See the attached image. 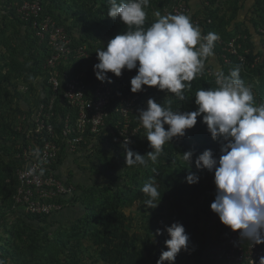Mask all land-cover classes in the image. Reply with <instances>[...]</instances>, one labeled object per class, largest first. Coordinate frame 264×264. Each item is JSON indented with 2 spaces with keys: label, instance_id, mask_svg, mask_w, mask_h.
Instances as JSON below:
<instances>
[{
  "label": "trees",
  "instance_id": "1",
  "mask_svg": "<svg viewBox=\"0 0 264 264\" xmlns=\"http://www.w3.org/2000/svg\"><path fill=\"white\" fill-rule=\"evenodd\" d=\"M18 1L0 0V15L13 17L20 24L19 30L25 29L27 33L20 43L17 42L16 38H7L6 46L10 48V55L3 54L0 56L4 57V61L0 60V220L4 221L10 215H14L11 228L6 230L5 239L16 245L13 252L0 245V254L7 258L10 256V259L13 257L15 264H77L78 251H81L83 241L91 238L97 248L99 264H147L149 257L153 259L154 264H157L162 251L167 250L165 240L170 239L167 232L164 231L165 225L157 223L151 216L147 225L149 233L146 235V241L152 242V246L144 249L136 244L135 237H131L124 228L122 209L133 205L135 202H145L149 198L142 192V188L150 180H153L158 186L161 196L160 202L179 199L188 194L194 196L208 195V200L215 199L214 170L212 172L207 169L198 170L194 161L198 155L208 149L218 159L221 154L220 143L212 139L206 124L202 122L201 116L197 117V124L192 129L186 130L185 136L175 137L163 146L164 152L155 163L149 161L147 166H127L124 148L118 146L108 128L102 129L99 135L94 138L102 143L104 138L108 137L111 142L117 145L114 146L112 154L117 155V163L115 162L113 169L118 172L119 181L111 179L107 184H93L88 187L84 193L83 214L76 218L74 216L70 229L58 228L57 236L54 239L50 238L48 236V233L51 232L49 227L56 222L54 215L61 214L69 206H64L60 211L46 215L30 214L20 208L13 207L12 185L17 165L15 154L19 151L16 145L19 143L20 148H22L26 146L27 141L21 133L14 130L16 118L10 115L12 108L10 111L7 108L11 102L9 96H13L14 93L12 94L11 90H3V88L6 86L8 89L7 86H12L16 90L18 88L16 80L19 78L22 80L21 83H30L28 85L31 90L28 93L29 98L36 97L37 100L34 107L39 102H46L45 99L52 92L46 85V76L43 71L44 61L49 54L47 42L45 40L41 42L36 34L42 16H50L61 23L71 37L74 46L86 44L90 58L83 59L75 65L87 70L84 81L90 89L97 81H100L93 71L94 58L97 59L96 51L106 47L110 39L128 29L119 18L113 19L107 15L110 7L108 0H39L42 7L39 15H30L27 19L16 12L15 3ZM192 1L188 0L191 8ZM206 1L210 6L205 5L206 13L204 16L210 17L211 23H207L205 18L196 15L199 19L200 28L204 32L221 35L225 41L240 35L238 42H240L241 47L237 53L243 57V60L237 54H231L224 50L223 44L215 42L214 55L205 61L201 74L191 82V88L185 91L183 101L174 94L160 91L156 87L143 86L142 91L132 93L130 80L137 74L136 69H124L120 77L109 72L107 76L111 79V83L107 81L104 83L113 86V96L108 106L110 116L107 119V125L115 128L119 118L115 111V105L123 96H137L136 108L131 114L132 127L139 124V112L147 108L149 98L164 106H167L168 101L171 100V107L174 111H196L198 108L195 104L196 92L201 88L214 89L218 87L215 73L222 70L227 75L237 66L240 67V78L246 85L251 86L255 102L258 105L264 102V0H255L242 21L239 20V12L243 8V0H233L231 7L225 12H219L216 7L213 8L216 6V0ZM172 4L173 0H149L148 6L144 9L147 14L145 29L158 19L156 15H152L154 9L158 12L162 11V15H167V12L170 13ZM62 11L66 15L64 19L62 18ZM242 11L247 12L245 9ZM73 19L78 22L71 23ZM5 26L6 23L2 21L0 23V35H4ZM20 33L18 32L19 36ZM17 49L19 50L18 53L22 54V58L13 53L17 52ZM224 54L227 61L223 57ZM97 62H99L98 59ZM32 110L31 107V109L26 110V113L30 115ZM53 111L52 122L56 131L60 133L62 127L60 118L68 111L74 114V110L61 99L54 104ZM72 120L74 121L73 118ZM167 127L165 125L166 129ZM145 133L146 130L141 124L138 132L133 136L132 144L129 146L134 152L141 155H146L152 150ZM187 151L193 152L191 165L183 159V153ZM64 153V145L61 142L56 159L58 166L61 157H65ZM145 158L147 159V156ZM190 172L199 177L197 183L189 184L186 182V176ZM122 175L128 176L129 181L125 182ZM156 202H159V199ZM145 206L150 210L154 209ZM204 207L207 218H211L210 206ZM173 223L182 224L190 234L192 233L191 229L194 228L189 221V214L184 210L174 214L166 226H171ZM157 229H160L163 234L158 235ZM230 232L231 229L225 225L220 227L214 238L207 232L206 239L196 248L197 253L192 252L196 258L194 260L196 264L209 262L211 258L209 256L214 254L213 252L221 247L226 248ZM153 235L154 239L152 238ZM17 240H21V245H17ZM71 240H75L74 243ZM63 249H68V252L72 254L71 260L61 259L59 253ZM182 259L183 256L180 252L176 257L175 264H181ZM164 264H168V262L165 261Z\"/></svg>",
  "mask_w": 264,
  "mask_h": 264
},
{
  "label": "clouds",
  "instance_id": "2",
  "mask_svg": "<svg viewBox=\"0 0 264 264\" xmlns=\"http://www.w3.org/2000/svg\"><path fill=\"white\" fill-rule=\"evenodd\" d=\"M108 4L107 15L119 18L128 30L96 51L97 79L111 83L107 73L120 77L122 70L136 69L137 74L130 80L132 93L142 91L143 86L156 87L183 101L185 91L201 74L205 61L214 55L219 35L213 32L202 35L199 26L184 14L157 12L158 19L145 29L144 9L149 0H108ZM215 76L218 87L196 92V111H174L171 100L164 106L149 98L147 108L139 112V119L152 150L141 155L125 139L122 144L125 162L127 166L155 163L164 152L163 146L175 137L185 136L186 130L197 124V117L202 116L212 139L220 143L221 153L217 159L208 149L194 161L198 170H214L216 196L210 208L223 225L233 232L239 231L240 238L252 245L264 244V102L256 104L251 86L240 78L239 66L227 75L217 71ZM183 159L191 165L193 152H184ZM198 181L195 173L186 176L189 184ZM142 192L149 197L146 205L156 208L161 196L154 181L146 183ZM164 231L170 239L165 240L167 250L162 251L157 264L165 261L175 264L181 250H188L189 235L180 223L166 226ZM157 234L163 233L157 229ZM0 264L4 261L0 260ZM259 264H264V256Z\"/></svg>",
  "mask_w": 264,
  "mask_h": 264
},
{
  "label": "built area",
  "instance_id": "3",
  "mask_svg": "<svg viewBox=\"0 0 264 264\" xmlns=\"http://www.w3.org/2000/svg\"><path fill=\"white\" fill-rule=\"evenodd\" d=\"M15 4L16 12L26 19L30 15L38 16L42 10L39 0H19ZM205 5L210 6L208 2ZM169 12L167 15H187L194 25L199 26V19L192 14L188 0H173ZM201 18L211 23L210 17L203 15ZM200 29L204 36L210 33ZM36 34L41 42H47L49 54L44 61L43 71L46 85L52 92L45 99L46 102H39L30 115L25 112L15 121L14 130L24 136L27 144L22 148L19 143L16 145L19 151L15 154L17 165L12 185V201L13 207L26 213L46 215L60 211L76 194L75 183L67 177L57 175L52 168L61 142L66 158V155H75L91 137L94 138L102 129L108 128L116 143L122 146L127 139L130 146L141 122L132 127L131 114L137 102V96L134 95L120 97L115 105L119 116L115 128L107 125L113 86L97 81L91 89L87 87L84 81L87 70L76 66L81 60L90 58L86 44L74 46L61 23L50 16H42ZM219 37L216 42L223 44L224 50L238 55L240 35L227 41L221 35ZM223 57L227 61L225 54ZM238 57L243 60L241 55ZM94 60L95 65L98 63L96 57ZM61 99L74 110V114L68 111L60 118L62 127L58 133L52 119L54 104ZM214 255L220 259L221 264H259L260 257L264 256V246L252 245L250 241L240 238L239 231L231 230L226 248H218Z\"/></svg>",
  "mask_w": 264,
  "mask_h": 264
},
{
  "label": "rangeland",
  "instance_id": "4",
  "mask_svg": "<svg viewBox=\"0 0 264 264\" xmlns=\"http://www.w3.org/2000/svg\"><path fill=\"white\" fill-rule=\"evenodd\" d=\"M232 1L233 0H216V6H213V8L216 7L219 12H225L229 9V7H231ZM243 1L244 3L242 10L245 9V12H247L244 13V11L242 10L239 12L240 21L244 20V15L248 14L249 8H251L255 0ZM205 2L207 1H197L196 6L193 8L196 15L203 16L206 13ZM157 12L158 10L154 9L152 15H155V13ZM159 13L162 15V11H160ZM65 17L66 15L62 11V18L64 19ZM2 21L6 23V26L5 30L3 31L5 32L4 35H0V56L3 54L9 56L11 51L9 50L10 48L6 46L7 38H16L17 42L20 43L23 36H25L27 33L25 32V29L21 31L19 30V22L16 19H13V17L11 16L3 17L2 15H0V23ZM74 22L77 23L78 21L73 19L71 23ZM18 32H21L20 36L18 35ZM16 51L17 52L13 53L22 58V54L18 53L19 50L17 49ZM24 55L26 54L24 53ZM13 58L15 57L13 56ZM0 60L4 61V57H0ZM4 72H6V70H4ZM21 81V78L16 80V83L18 84V88L16 90L13 89L12 86H7L8 89L6 88V86H4L3 88V90H11V93H14L13 96H9L11 102L9 103L10 106L7 108L9 111L12 108L10 115L15 117L16 120H18L26 112L27 109H31V107L32 109H34V105L37 103L36 97H34L33 99L29 98L28 93L31 90L29 89L28 85L30 83L24 84L21 83ZM90 139L91 140H89L88 143L85 144V146L79 148V151L75 153V155H66V158L62 156L59 166L57 164V160L53 163V165L55 164V167H53L52 165L54 172L59 176L67 177V173H69V178L75 183L76 186L75 197L72 198V200L68 201L69 208L63 210L61 214L54 215L56 218V222L49 227L51 232L48 233V236L52 239L57 236L56 231L58 230V228L70 229L73 218L77 213L75 212L76 207H80L78 214L83 212V203L85 201L84 193L88 187L92 186L93 184H107L111 179H113L114 181H119L118 179L120 178V176H118V172L113 169L115 167L117 155L112 154L114 151V146L116 147L117 145L111 142L110 138L108 137L104 138V141L102 143H100L93 137H91ZM92 142H94V144H92ZM118 146L121 145L118 144ZM69 159L74 162V166H66V163H68L66 162V160ZM122 177L125 179V182H128L130 179L125 175H122ZM213 189L214 191H216L215 187H213ZM213 201L214 199L208 200V195L194 196L188 194L179 199H170L160 203L156 202L159 204L153 210L148 209L145 206V202H135L133 205L126 206L122 209V219L124 221L123 226L128 231L131 237H135L137 245L143 247L144 249H148L152 246V242L146 241V235L149 233L147 225L151 216L153 217L154 221L163 224L166 227L169 220L172 219L174 214L178 213L181 210L186 211L189 214V221L193 224L194 228L191 229V234L187 230H185L189 235V244L187 251L181 250V254L183 256L181 264H196V262L194 261L196 258L193 253H197L196 248L201 244L202 241L206 239V233L208 232L211 237L214 238L216 237L217 231L220 229V227L223 226V224L219 220L218 215L213 211L211 218H207V215L204 212V206H210ZM73 202H75V204H73ZM13 218L14 215H10L6 220H0V245L7 247L11 252H13L16 245L11 244L12 242H10V240L6 241L5 233L6 230H9L11 228ZM152 238L154 239V235ZM74 241L75 240H73L72 242L74 243ZM17 243L18 246L21 245V240H17ZM94 243L95 242H93L91 238L83 241V246L81 247L82 249L81 251H78L79 254L76 261L77 264H99L97 248ZM68 251V249H63L59 253L61 259H72V254ZM147 256L149 257L150 255ZM9 257L7 258L4 255L0 254V260H3L4 264H15L14 258L12 257L13 259H10ZM147 264H154L153 259L149 257Z\"/></svg>",
  "mask_w": 264,
  "mask_h": 264
},
{
  "label": "crops",
  "instance_id": "5",
  "mask_svg": "<svg viewBox=\"0 0 264 264\" xmlns=\"http://www.w3.org/2000/svg\"><path fill=\"white\" fill-rule=\"evenodd\" d=\"M197 1L198 0H193L192 2H191V6H192V8H191V12H192V14H194V15H196L195 13H194V10H193V8L196 6V4H197ZM212 62L214 63V60L212 59ZM66 162H68V163H66V166L67 167H72V166H74L73 164H74V162L72 161V160H66ZM65 166V165H64ZM64 174V173H63ZM68 175H67V178H69V173H67ZM70 179V178H69ZM71 180V179H70ZM72 181V180H71ZM79 210H80V207H76V209H75V212H77L76 213V215H75V218L76 217H79V216H81L82 214H83V212H81L80 214H78V212H79ZM261 245H263L264 246V244H261ZM211 257V258H210ZM209 258H210V261L209 262H205L204 264H221V261H220V259L218 258V257H216L214 254H212V255H210L209 256Z\"/></svg>",
  "mask_w": 264,
  "mask_h": 264
}]
</instances>
